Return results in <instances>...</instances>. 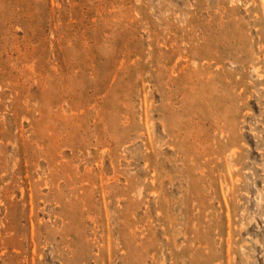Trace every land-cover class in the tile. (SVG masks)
I'll list each match as a JSON object with an SVG mask.
<instances>
[{"label":"rangeland","instance_id":"374dc122","mask_svg":"<svg viewBox=\"0 0 264 264\" xmlns=\"http://www.w3.org/2000/svg\"><path fill=\"white\" fill-rule=\"evenodd\" d=\"M0 264H264V0H0Z\"/></svg>","mask_w":264,"mask_h":264}]
</instances>
